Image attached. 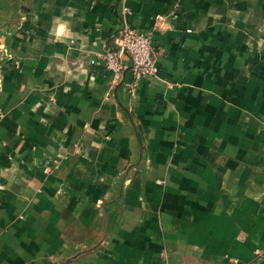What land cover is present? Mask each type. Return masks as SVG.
<instances>
[{"label":"crops","instance_id":"obj_1","mask_svg":"<svg viewBox=\"0 0 264 264\" xmlns=\"http://www.w3.org/2000/svg\"><path fill=\"white\" fill-rule=\"evenodd\" d=\"M0 45V264H264V0H0Z\"/></svg>","mask_w":264,"mask_h":264},{"label":"built area","instance_id":"obj_2","mask_svg":"<svg viewBox=\"0 0 264 264\" xmlns=\"http://www.w3.org/2000/svg\"><path fill=\"white\" fill-rule=\"evenodd\" d=\"M162 18V16L157 15L153 27L146 32L124 24L113 33L112 44L101 55L105 67L113 72L114 81L120 80L123 75V58L130 60L133 77L129 84L131 93L136 90L141 78L153 76L157 71L154 35L161 30L158 22Z\"/></svg>","mask_w":264,"mask_h":264},{"label":"clouds","instance_id":"obj_3","mask_svg":"<svg viewBox=\"0 0 264 264\" xmlns=\"http://www.w3.org/2000/svg\"><path fill=\"white\" fill-rule=\"evenodd\" d=\"M66 29H67L66 24L58 23L55 25L53 31L56 34L57 38H59L60 36L66 34ZM0 47H2V45H0Z\"/></svg>","mask_w":264,"mask_h":264}]
</instances>
